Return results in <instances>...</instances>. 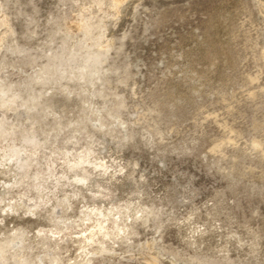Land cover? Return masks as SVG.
<instances>
[{
    "label": "clouds",
    "instance_id": "obj_1",
    "mask_svg": "<svg viewBox=\"0 0 264 264\" xmlns=\"http://www.w3.org/2000/svg\"><path fill=\"white\" fill-rule=\"evenodd\" d=\"M0 264H264V0H0Z\"/></svg>",
    "mask_w": 264,
    "mask_h": 264
}]
</instances>
